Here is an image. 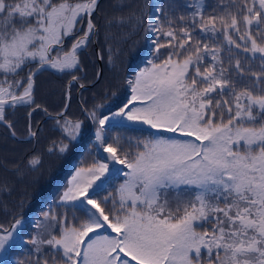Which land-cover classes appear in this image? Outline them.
Segmentation results:
<instances>
[{"label": "snow or ice", "instance_id": "obj_1", "mask_svg": "<svg viewBox=\"0 0 264 264\" xmlns=\"http://www.w3.org/2000/svg\"><path fill=\"white\" fill-rule=\"evenodd\" d=\"M98 7L99 0H0V126L13 138L10 115L26 110L32 138L33 113L51 116L36 102L37 75L71 76L70 98L83 71L79 54L98 34ZM128 7L117 22L135 27L147 17L145 32L158 34L154 59L127 80L131 95L117 111L84 109L124 180L100 200L108 163L77 168L60 201L82 220L49 211L30 220L23 198L12 208L0 202L8 217L0 223V264L14 252L11 264H264V0ZM68 107L51 116L63 139L50 153H68L82 135L84 121L69 119ZM106 124L147 126V138L124 151L118 140L106 143ZM41 163L35 154L28 161L33 169ZM10 194L0 183V195ZM27 228L34 234L25 239Z\"/></svg>", "mask_w": 264, "mask_h": 264}, {"label": "trees", "instance_id": "obj_2", "mask_svg": "<svg viewBox=\"0 0 264 264\" xmlns=\"http://www.w3.org/2000/svg\"><path fill=\"white\" fill-rule=\"evenodd\" d=\"M153 2L166 6L169 3L181 5L185 0H100L99 7L92 17L98 34L92 37V41L79 54L83 71L76 73L81 79L71 86L70 100L66 93L69 91L68 81L71 80V76L54 74L51 71L37 75L36 102L47 108L48 113L55 115L62 111L69 101L66 115L73 121H84L82 135L73 143L68 153L63 155L57 152L50 153L48 148L52 146L53 141L58 143L63 139V133L56 126L54 119L42 110L38 109L34 112L31 124L38 135L32 138L27 136L29 121L26 110L22 109L10 115L9 118L14 121L19 138H13L7 128L0 126V183L6 181L11 189L10 195H0V202L12 208L23 198L26 205L25 212L30 220L43 219L41 214L44 211H49L58 218L66 216L68 221H73V217L84 219L82 212L58 202L69 178L77 168L108 160L103 148L95 141V125L85 118L87 113L84 109L102 105L98 111L105 115L118 109V105L130 98L127 80L134 78L139 68L154 59L152 39L158 34L145 32L147 17L144 24L135 27L134 22L121 24L117 19L128 16L129 5ZM208 2L214 3L215 0ZM83 27L86 28V22ZM71 43L72 39H67L65 48H70ZM164 54L166 50L162 49L161 55ZM99 56L102 60V73L96 81L101 69ZM80 83H83L85 88L81 89ZM134 128H144L145 131L141 134L134 131ZM147 132V126L144 125L124 128L106 124V143H115L118 140L121 149L134 151L136 142L147 138ZM34 154L40 157L42 163L33 169L29 167L28 161ZM13 165H19L22 175L16 174ZM120 170V175L114 173L107 177L105 187L98 190V195L92 193L97 199L103 200L105 196L115 194L116 188L124 180L125 169L121 166ZM110 207V203L106 205V208ZM0 223H8V217L2 207H0ZM30 234H34V229L27 228L25 239ZM16 258L17 254L14 252L9 258L10 264Z\"/></svg>", "mask_w": 264, "mask_h": 264}, {"label": "rangeland", "instance_id": "obj_3", "mask_svg": "<svg viewBox=\"0 0 264 264\" xmlns=\"http://www.w3.org/2000/svg\"><path fill=\"white\" fill-rule=\"evenodd\" d=\"M147 66H149L148 63H146V64H145L144 66H142L141 68H139L137 72H139L142 68L147 67ZM137 72H136V73H137ZM117 110H118V109L113 110V111H111V112H114V111H117ZM111 112H108V113H106L105 115H111ZM167 135H171V134H167ZM103 152H104V151H103ZM104 153L107 155L108 160H101V161H99V162H100V163H108V165H109V173L114 174L116 169H121V166H122V165H119V164L114 163L113 161H111V160L109 159V154L106 153V152H104ZM88 167H89V166H88ZM79 168H80V167H79ZM83 168H87V167H83ZM74 173H75V172H74ZM74 173H73V174H74ZM109 173H105V176H106V177L110 176ZM112 174H111V175H112ZM71 177H72V176H71ZM71 177L69 178V180L71 179ZM101 179L103 180L104 177H101ZM69 180H68V181H69ZM97 183H100V181H97ZM67 187H68V183H67L66 187L64 188L63 192L66 190ZM91 191H92V190H90V193H91ZM63 192H62V193H63ZM61 195H62V194H61ZM60 197H61V196H60ZM58 202H61V201H60V198L58 199ZM61 203H62V202H61ZM63 204H64V203H63ZM65 205L71 206L70 204H65Z\"/></svg>", "mask_w": 264, "mask_h": 264}, {"label": "water", "instance_id": "obj_4", "mask_svg": "<svg viewBox=\"0 0 264 264\" xmlns=\"http://www.w3.org/2000/svg\"><path fill=\"white\" fill-rule=\"evenodd\" d=\"M99 2H100V0H99ZM95 44H96V42H95ZM96 48H97V50H98V46H97V44H96ZM99 62H100V66H101L100 73H99V78H100L101 73H102V60H101V57H100V56H99ZM99 78L96 79V81H98ZM70 95H71V94H70ZM69 100H70V98H69ZM68 105H69V101H68ZM48 116H50V115H48ZM51 116H55V115L51 114ZM51 116H50V117H51Z\"/></svg>", "mask_w": 264, "mask_h": 264}]
</instances>
